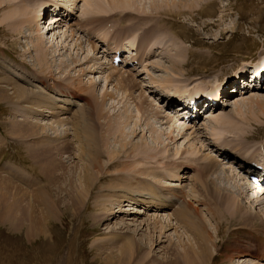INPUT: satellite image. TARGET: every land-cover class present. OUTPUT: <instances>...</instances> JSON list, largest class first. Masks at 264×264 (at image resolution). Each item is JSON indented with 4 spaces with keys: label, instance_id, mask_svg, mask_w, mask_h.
<instances>
[{
    "label": "rangeland",
    "instance_id": "rangeland-1",
    "mask_svg": "<svg viewBox=\"0 0 264 264\" xmlns=\"http://www.w3.org/2000/svg\"><path fill=\"white\" fill-rule=\"evenodd\" d=\"M108 1L101 0L99 3L100 12L95 15L102 17L103 20H98L88 17L89 14L95 16L94 11L96 10L94 8L93 11L90 5H84L83 0H77V5L71 4L73 3L71 0H0V80L6 75L9 79H13V83L25 88L27 91L41 92L50 101L45 99L43 105H49L51 108L48 109L49 112L42 109L43 115L41 116L30 114L31 117L27 118L26 115L30 116L29 114L23 116L18 113L13 105L8 104L11 100L7 102L0 100V178H6L14 185L10 187L11 190L7 199L3 198L0 192V264H147V262L162 264L161 261H165L168 257L163 250L166 249L170 241L178 246L181 251L184 250L185 244H193L191 241L193 237L186 234L183 228L171 229L165 234V238L162 240L164 242L157 247L154 246V252L157 253H153L154 256L147 257L150 249L146 246L148 231L143 227L144 223L148 219V222L151 221L150 218H154V216L165 221L173 220L175 210L171 208L167 210L168 208H166L155 212L153 208L146 209L140 203L129 205V202H127L129 199H123L120 206L122 212L105 221V216L102 215L101 207H99V202L104 200L101 196H98L101 188L92 187L89 191L83 193L81 198H77L76 185L79 181L80 171L71 168L72 166L76 167L78 162L73 158V148L68 140L71 139L73 134L71 120L78 108L70 102L74 99L69 97L68 94L70 92L78 93L77 91H71L69 87L76 90L71 84L79 82V80L82 81V87L91 86L92 88L89 95H84L87 99H90V95L93 93L94 98L96 97L99 102L102 100L104 103L102 106L106 112V117H103L100 121L99 131L103 129L100 133L103 136L106 135V124L108 125V123L114 121V118H120L121 121L128 118L129 125L123 132L126 133V136H129L128 141H131V145H128L127 150L122 149L121 154H130L132 159H137L141 163L140 168L155 170L160 174L164 173L165 179H163L161 185L177 190L180 196H184L182 202L186 198L184 201H189L193 206L198 207L201 218L204 221L208 219L205 222L212 224L209 223L207 226L211 227L210 230L213 235L216 233L217 221L211 217L206 207L199 202L201 197L197 192L200 187H198L199 180L201 181L197 169L208 163L209 160H214L219 166L222 163V167H224L222 169L226 173L223 172V175L229 181L228 185L235 191V195L231 194L228 197L225 206H229L230 202L236 199L235 201L241 202L246 210L254 214H257L259 210L264 213V205L256 210L247 202V198L256 197L255 191L260 193L263 191H258L250 185L247 177L245 179L242 176L244 174L237 175L239 173L232 165L235 159L230 160V163H226L228 161L225 160V156L222 157L218 152V147L224 142L222 138L227 137L225 142H228L231 148L236 147L235 151L238 150L237 152L243 153V151L248 150L250 154L263 158L264 152L260 148L258 149V145L261 142L264 143V89L249 92L241 99L242 104L229 101L230 106L215 112L212 118L205 119L201 117L196 124H188L176 117L163 98L168 93L178 97H186L198 87L202 88L203 91L210 90L211 93H214L226 80L225 84L227 83V86L231 87L232 81L230 79L233 76L244 74L256 67L263 68L264 0H174L175 2L172 0H155L156 2L149 5L145 3L143 5L142 1L144 0H128L133 2L134 7L138 8H134L138 11L136 12L132 7H128L131 12L135 11L134 13L144 15L145 13L143 14L142 11H145L147 12L146 15L140 16L145 17V20L148 19L147 22L152 23L150 25L156 26L155 22L159 23L160 21L159 24L166 27L160 31L157 29L159 32L150 29L149 34L144 35V37L141 33L144 31H140L141 37L146 40L139 49L135 46L132 50V53L138 54L140 64L136 66L135 70L132 69L134 66L129 68L122 65L123 68L118 67L116 71H112L108 62L110 58L108 59L104 55L106 46H104L105 44L100 37L107 33L106 35L116 38L112 40V46H128L131 45V41L134 42L135 34H131L133 32L138 33L139 29L135 28L134 22L120 19V16H118L122 13L120 10L113 13V17L106 14L105 11L108 9L106 3ZM211 3L214 6H212L214 13L206 14V16L203 15L204 13L199 14L204 6ZM52 4L55 7L69 6L67 8L72 13L74 11L75 15H73L71 21L65 23V26H57L55 29V25H52L53 30L46 35L40 33V29L43 20L45 21L54 9ZM141 5L146 10L142 9ZM47 9L50 11L44 14ZM139 9H142V11ZM130 10L128 9L126 12L129 11L130 14H133ZM170 11L173 14L175 12H181V14L174 17L170 15ZM87 19L90 20V25L87 24ZM165 19H173L174 22L183 23L185 25L184 34L175 33L170 25L166 24ZM108 22L110 26L107 24ZM205 23L208 26H205ZM85 27H89L92 34ZM178 28L177 31H181ZM128 30L131 32H128ZM120 34L125 36L117 38ZM160 34L164 36L162 37ZM51 41H53L54 47L50 46ZM91 42L96 44L97 47L94 46L93 48ZM125 55L128 54L125 53ZM42 57L46 59L45 62L41 61ZM47 63L49 67L46 65ZM102 64L105 65L102 67ZM45 66L49 69L46 70ZM41 69H45L47 74L51 72L50 75L40 73ZM110 73L113 75L112 79L108 78ZM121 73L130 80L135 79L132 86L130 85L127 90L124 88L126 91L123 90V87L121 89L118 84L117 79L122 76ZM41 76H48L50 79L41 81ZM165 79L170 80L172 83L167 84V86H165L166 84L162 85ZM3 86L9 89L14 85L0 84L1 88ZM6 91L8 93L12 92L11 90ZM198 94L203 95V92ZM58 100L68 101L62 103ZM92 102L93 111L91 114L95 116L93 112H96L97 101L92 100ZM66 109L67 112L65 113L63 110ZM237 109L241 113H237ZM19 112L24 111L20 110ZM86 113L87 111L83 110L81 116ZM143 113L145 114L143 115ZM173 115L178 123L172 120ZM214 116L218 119L227 116L229 118H227L228 132L222 133L221 138L217 132L219 127L216 121L218 119H214ZM112 118L113 120H111ZM21 120H25L26 123L23 125ZM58 120H61L62 124H58L56 122ZM207 122L208 126L205 125ZM32 125L47 127L46 134L49 138L46 139L47 142H44V139H39L35 131H32ZM259 128H261L260 131ZM37 129H35L36 132L40 130ZM131 133L133 135H130ZM248 133L254 136L253 140L242 137ZM29 135H33L32 138ZM117 135L119 138L120 134ZM50 136L53 138L52 140H50ZM54 137H58L57 140ZM239 137H241V140L249 141L246 144L247 148L248 145L250 146L248 149L241 142V144L238 142ZM110 138V149H119V140L114 136ZM233 141L240 145H235L236 143ZM43 142L47 146L56 144L55 150H52L51 153L57 155L51 154L52 164H50L48 158L49 164H47V167L42 162H38L37 158L41 159L43 155L36 153V150H39L38 145H42ZM60 144H63V146L60 147ZM133 146H142L143 148L130 153ZM69 151L70 153L66 154ZM177 152H179V155L176 157ZM53 158L59 161L55 162ZM124 159L126 158L121 157L120 162H123ZM223 160L226 162L223 163ZM172 163H181L182 166L179 167V170H175L173 168L175 165ZM230 167L237 174L230 173ZM114 172L116 170H112V173ZM165 172L170 173V175ZM213 174L211 173L208 179H215L216 174ZM26 175L31 178V182H27ZM152 178L150 176L149 179L160 186L156 182L158 180ZM109 181L104 178L101 183L106 187ZM27 185H31V189L35 188L36 193L39 192L31 195L33 191ZM118 185L119 183L114 184L115 187ZM18 186L26 189L30 194L20 193L17 189ZM45 186H47L46 189H44ZM40 190L42 191L40 192ZM2 193L6 194V191ZM102 193V195H106L104 190ZM18 199H20L19 202ZM116 199L119 201L121 198ZM114 209L117 211L120 208L115 207ZM229 209V207L223 209V217L226 216L225 211L229 213ZM137 211H141V214L136 213ZM37 218L47 220L43 225L45 234L31 236L28 227L31 219ZM97 219L105 222L94 225ZM229 220L231 219H224L222 222H228ZM141 223H143L142 226ZM136 226H138L137 231H135ZM230 233L231 230L226 227L224 234L216 239L218 246L225 245L223 239L227 238ZM237 234H239V237L235 234L230 236L232 238L238 237L244 245L246 236H249L248 229L241 228ZM131 235L133 236L132 240L144 248L139 257L134 254L124 256L120 254L123 243ZM251 235L252 238L254 237L253 240L248 241L246 244H249V248L257 245L256 254L255 252L249 253L250 255L241 253L239 255L242 256H239L233 253V255L235 254L233 258L225 259L227 251L223 249V251L221 250L222 254L214 253L213 264H238V261L241 264L245 260L249 262L250 259L251 261H253L252 259L255 260L252 257L255 255L261 259L259 264H264V232H251ZM111 236L121 238L120 242L118 241L119 244H116L117 246L103 247L100 245L103 242L106 243ZM155 238L159 237L156 235ZM230 255L232 256V254ZM142 257L145 258V262H142V260L140 262ZM242 257L244 258L242 259Z\"/></svg>",
    "mask_w": 264,
    "mask_h": 264
},
{
    "label": "bare ground",
    "instance_id": "bare-ground-1",
    "mask_svg": "<svg viewBox=\"0 0 264 264\" xmlns=\"http://www.w3.org/2000/svg\"><path fill=\"white\" fill-rule=\"evenodd\" d=\"M71 1L73 2V3L70 2L71 4L77 5V0H71ZM172 1H174V0H172ZM100 2H101V0H83V3H85L84 5H90L92 7L93 11H94V8H95V10H96V11H94L95 13L93 11H89V12H93L94 15L97 12H100V9H99V6H98ZM142 2H143V5H144V3L149 5L152 2H156V1L155 0H148V1L144 0ZM139 4H141V3H139ZM52 5H54V4H52ZM106 5H107L108 9L105 12H107L106 14L111 15L110 17H113V15H114L113 13L117 12V10H120V11H122V13H120V14L116 13V14H119L118 16H120V19H127L130 22H134L135 23L134 24L135 28L139 29L138 33H134L133 32V34H131V35L135 34L134 35L135 36L134 37V42L131 41V44H132L133 47L137 45V48H139V47H141V44H143L145 42L144 40H146V39H143L141 37V33H142V36L144 37V35L147 36L149 34L148 32H149L150 29L152 31H156L157 29L160 31L161 29H165L164 27H166L163 24H159L160 21H159V23L155 22L156 26L155 25H150L152 23L147 22L148 19L145 20L146 18L142 17V16L146 15V13H147L145 11H142V9L146 10L144 8V6L142 8V5H141L142 9H139V10L142 11L143 14L144 13L145 14L142 15V14H139V13H134L136 11V9H134L136 6L134 7V4H133L132 1H128V0H109L106 3ZM212 6H213L212 3L204 6L199 11V14L204 13L203 15L206 16V14L214 13L212 11ZM73 7H75V6H73ZM87 7H89V6H87ZM128 7H132L135 11L131 12L130 8H128ZM151 7L153 8L154 6H151ZM62 9H63V7H59V6L54 7V10H53L54 12L50 15L52 19H51V22H50L49 26L51 25V27H52V25H55V29H56L57 26L58 27L59 26H65V23L67 24V22H64L65 20H63V16L64 15L62 17L59 16V15H60V13H64V14L68 13L69 15H71V12H70L71 10L69 11V8H67V7H66L65 11H62ZM128 9L133 14H130L129 11L126 12ZM147 10H149V9H147ZM55 12H58V13L54 14ZM136 12H138V11H136ZM73 13H74V11H73ZM134 14H136L135 17H134ZM178 14L180 15L181 12H178V13L175 12L173 14V12L170 11V15L171 16L175 17ZM140 15H142V16H140ZM106 16H108V15H106ZM106 16H104V17H106ZM88 17H90V18L93 17V18H96L98 20L99 19L103 20L102 17H100V16L97 17V15L92 16V15L89 14ZM194 18L196 19L197 16L194 17ZM164 21L166 22V24L170 25V28L173 29L175 31V33H178V34H181V35L184 34L183 29H185V27H184L185 25L183 23L180 24L178 21L174 22L173 19H171V20H166L165 19ZM86 22H87V24H89L90 20L87 19ZM205 26H208V24L205 23ZM177 27H179L181 29V31H177ZM85 28H88L89 31H90V34H92L91 33L92 30L89 27H85ZM145 28H146V31H145ZM47 29H48V26H47ZM52 30H49V31H52ZM158 30L156 32H159ZM49 31L46 32L45 30L42 31L40 29V33H43V34H46V35L48 34ZM89 31H88V34H89ZM140 31H144V32L140 33ZM105 32H104V34H105ZM128 32H131V31L128 30ZM106 34L103 37H100L105 42L109 43L111 40H115L116 39V38L114 39L112 36H108ZM123 36H125V35L120 34V36H118L117 38H120V37H123ZM161 36L163 37L164 35H161ZM90 40L93 41L91 38H90ZM91 43H92V47L93 48H94V46L97 47L96 44H94L93 42H91ZM44 44H45V42H44ZM49 44H50V42H49ZM51 45H52V47H54L53 41H51L50 46ZM111 49H113V48H110V50H109L106 47L105 51H109V52H108V54L106 53L105 55H110L112 53ZM116 52H117V50L115 51V54H116ZM114 55H113V57H114ZM113 57L111 59V62L109 60H108V62L110 63V67H111L112 71H116V68H118V67H116L115 64L113 63ZM44 60H46V59L43 58L41 61L43 62ZM128 61L129 60H127V62ZM43 65H44V63H43ZM46 65L49 67L48 63ZM103 65H105V64H102L101 66L103 67ZM107 65H108V63H107ZM41 66H42V64H41ZM48 67L45 66L44 68L47 70ZM45 69H41L40 73L45 74L46 73ZM113 69H115V70H113ZM258 69L259 68L255 69V70L257 72H260L259 71L260 69L259 70ZM95 70H96V68H95ZM117 71H118V69H117ZM50 73L51 72H49V74H47V73L46 74L50 75ZM85 73H83V74H85ZM113 74L115 75V73H113ZM121 75L122 76L117 79L119 81L118 84H119V86H121V89L123 87V90L126 91L130 85L132 86L133 81H135V79L134 80H130L128 77H126V76L124 77L122 73H121ZM108 78L112 79L113 75H111V73H110ZM44 79H50V78L48 76H43V77L41 76V81H44ZM12 81H13V79H9V77L6 76V75L1 78L0 84H6L8 86H13V85L15 86V87L13 86L12 88H9V89H6L4 86L2 88L0 87L1 88L0 89V100L1 101L3 100L5 102H7V101L11 100L8 104L9 105H13V107L18 110V113H20L23 116L25 114H29V115L30 114H38V115L41 116V115H43L42 114L43 113L42 109H44L46 111H48V109L49 110L51 109L49 105L48 106L43 105V103H45V99H47L49 101V99L47 97H45L44 94H42L41 92H35L33 90L27 91L25 88H23L21 86H18L17 84L13 83ZM153 81L158 82L157 80H153ZM81 82L82 81L79 80V82H74V83L71 82L73 84L69 83L76 90L72 89L71 87H69V89L71 91H77L78 93L74 94V93L70 92V94H68L69 97H72L74 99V100H72L70 102L72 104H74L73 105L74 107L78 108V110H76V114L74 113L75 115L73 116V118L71 120L72 121L71 124L73 126V134L71 136V139L68 140V142L70 141L69 144L73 148L74 156L73 155L72 156L78 162L76 167L72 166L71 168L77 169V170L79 169L78 170V171H80L79 176L83 172L80 177L78 176L79 181H78V184L76 185L77 198H81L82 194L85 193L86 191H89L92 187H96L97 186L98 188H101V191H100L101 193L98 192V196H101V198H103L104 200H101L99 202V207H101L100 209H101V211L103 213L102 215L105 216V221L109 220L110 218H113L117 213L122 212L120 206H121V200H123V199H129V200H127V202H129V205L130 204L135 205L134 203H140L146 209L153 208L155 210V212L158 211V210L166 209V208H168L167 210H169L170 208L172 210H175V212L173 214V217H174L173 220L165 221V220H162V219H158V217L154 216V218H150L151 221L148 222L149 219L146 221L147 222V227H146V222L144 223V226H143L148 231V236H147V239H146V241H147L146 246H147V248L150 249V251H149V253H147V257H150V255L152 256L153 253L154 254L157 253V252H154V250H155L154 246L157 247L161 243H163L164 241H162V240L165 238V234L167 233V231H169L171 229L178 230L179 228H183L185 230L184 232L186 234H190L191 237H193V238L190 237L191 241L193 242V244H190V245L185 244L183 251H181L178 246L174 245L170 241V243L166 247V249L163 250L164 253L166 254V256H168V257L165 259V261H161L162 264H213L212 261H213V259L215 257V254H222L221 250L223 251V249H224V251H227V253L225 254V259H228L229 257L233 258V256L235 255V254L233 255V253H236V254L239 255L241 253L242 254H245V253L249 254V253L255 252V254H256V251H257L256 250V246L257 245L250 246V248H249V246H248L249 244L247 245L246 243H248V241L253 240V238H254V237L253 238L251 237L252 236L251 232H259V233L260 232H264V224H263V222H264V213H262L260 210L258 211L257 214L252 213L251 211L246 210L242 206L241 202L235 201L236 199L232 200L230 202L229 206H225V202L228 201V199H229L228 197L231 194L235 195V191L228 185L229 181L223 175V172H224L223 170L224 169H222V168H224V167H222V163L220 164V166H221L220 167L219 164H217L214 160H209L208 163H205V164L203 163L204 165L198 167V169H197L198 173H199V176H198V173H197V176L199 177V179H201V181L199 180V185H198V187L199 186L200 187L197 190L198 195H200V197H201L199 199L200 200L199 202H201L206 207V210L211 214V217L215 221H217V227H215L216 228V233H214V235H213V233H211V230H210L211 227L207 226V224L209 225L210 222L206 223L207 222L206 220H208V219H206L205 220L206 222H205L203 220V218H201L200 210H199L198 207L193 206V204L191 202H189V201L188 202L184 201L186 198L182 202L183 196H180L177 193V190H175L173 188H168V187H165V186L161 185L162 184L161 182L163 181V179H165V175H163L164 173L160 174V173L156 172L155 170H149L147 168H145V169L140 168L141 167L140 166L141 163L138 162L137 159H135V158L132 159L130 154H125V155L121 154L122 149L125 150L127 147H129L128 145H131V141H128L129 140L128 139L129 136H126V133L123 132V130L129 125V119L128 118H126V120H124V121H121L120 118H114V121L108 123V125L106 124V126H107L106 127L107 129L105 130L106 131V135L103 136L100 133V131L103 130V129H101L99 131L98 127H99V125H101L100 121L102 120L103 117H106V114H105L106 112L104 111V107L102 106V104H104V103L102 102V100L100 101L101 102L100 103L96 99V97L94 98L93 97V95H94L93 93H91L90 99L89 98L87 99V97H85L84 95H86V96L89 95V93L92 90V88H91V86L90 87H86V86L82 87L81 86ZM162 83H163L162 85L166 84L165 86H167V84H170L172 82H170V80L168 81V80L165 79V81L163 80ZM198 88L195 89L198 92L194 91L193 94L191 95L194 98L202 96V95H200L198 93L199 92H203V89L202 88L198 89ZM6 90H8V91L11 90L12 92L8 93ZM64 90H65V88H64ZM213 91H214V89H213ZM258 91H262V90H258ZM166 93H167V91H166ZM218 94H219V90H217L215 93H212V94H209V95H212L213 97H217L218 98ZM245 94H247V93H244L242 96H244ZM238 95L239 94H237V97H235L233 99L234 103H237V104L241 103L242 102L241 99L244 98V97L238 98ZM107 96H108V94H107ZM83 98L84 99L86 98V100H84ZM42 100H44V102H42ZM59 100H61V99H59ZM59 100H58V102H62V103L65 102V101H68V100H64V101H59ZM92 100H96L97 101V103H96V106H97L96 112L95 111L93 112V113H95V116H92V114H91V112L93 111L92 110L93 109ZM227 102H229V100L225 101V103H227ZM18 104H20V105H18ZM20 110H22L24 112H19ZM55 110H57V109H55ZM83 110L87 111V113L85 115L81 116V113H82ZM63 111L66 113L67 109L63 110ZM145 113H143V115ZM148 113H150V112H148ZM237 113H241V111H239V109H237ZM49 114H53V113H49ZM58 114H60V113H58ZM214 114L215 113L212 112L209 115L210 118H212V116ZM26 116H27V118L31 117V115L30 116L26 115ZM59 116H57V117H59ZM27 118H25V119H27ZM174 118H176V117L174 116L172 118V120L177 122V119H174ZM227 118H228V116L226 118H224V117H219V119L216 118V117L214 118V119H218L216 121L217 125L219 127V129H217V132H218V135L220 136V138L222 137L221 136L222 133L224 134L225 132H228V130H227ZM207 119H209V118H207ZM111 120H113V118ZM230 120H231V118H230ZM230 120H229V122H230ZM21 121H23V120H21ZM56 122L58 124H62L61 120H58ZM25 123H26V121L24 120L22 122V124L24 125ZM22 124H21V126H22ZM207 124H208V122L205 125L208 126ZM35 125H37V124H35ZM179 125H181V124H179ZM41 126L42 125H39V126H33L32 125L31 128L33 129L32 131H35V133L39 136L40 140L44 139V142H47L46 139H49V138L47 137L46 131L48 129H47L46 126L45 127H41ZM215 126H216V124H215ZM36 127L39 128L43 133L39 132L40 130L36 132V130H35V129H37ZM260 129L261 128H259V131H260ZM262 130H263V128H262ZM26 131H28V130H26ZM30 131H31V129H30ZM214 131H216V130H214ZM131 132L133 133L134 131H131ZM118 133L120 134L119 138H118V135H117ZM132 133L130 135H133ZM248 134L243 135L242 137L244 139H247V140H253L254 136L250 135V134L248 135ZM31 136H33V135H31ZM112 136H114V138L119 140V142H120V148L119 149H114V150L110 149V147H111V141H110L111 138L110 137H112ZM54 138H55V140H57L58 137H54ZM52 139L53 138L50 136V140H52ZM237 140H239L238 142L239 143L241 142L242 145L245 146V148H247L246 144H248L249 141L246 142L243 139L241 140V137H239ZM44 142H43L42 145H44ZM115 142H116V140H115ZM234 143H236V142H234ZM238 144L236 143L235 145L239 146L240 144L239 145ZM42 145H38L37 148L39 150H36V153H41L43 155V158H41V159L37 158V159H38V162H42L43 165H46L45 167H47V164H49V160L47 161L48 158L50 159V164H52V158L50 157L51 154L54 155V156L57 155L56 153H51L52 150H55L56 144L52 145V146H49V145L48 146L47 145L42 146ZM61 145L63 146V144H60L59 146L61 147ZM221 145H222V143H221ZM225 145L228 146L226 148L230 147L228 142L225 143ZM42 147H44V148H42ZM222 147L224 148L225 146H222ZM249 147L250 146L248 145V148ZM131 148H132V152H130V153H133L135 151H139L143 147L142 146L141 147L140 146H138V147L137 146H133ZM229 149H231L233 151L234 149H236V147L235 148L234 147L233 148L230 147ZM227 151H229V150L224 149V151H223V153L221 155H223L224 153H227ZM247 151H243V153L246 152L244 154L246 156L242 155L243 154L242 153L240 155V159L242 161H244V160H247V161L254 160V159L249 158L250 156H254V155L252 153L250 154L249 153L250 151H248V152ZM69 153H70V151L66 152V154H69ZM235 153H237V152H235ZM106 154H107V156H106ZM178 155H179V152H177L175 156L177 157ZM46 156H47V158H46ZM134 156L136 157V155H134ZM134 156H132V157H134ZM233 156H231V158L236 160V158L233 157ZM121 157L122 158H126L128 160L125 161L126 159H124L125 162L124 161L120 162L121 161ZM53 159H55V158H53ZM45 161H47V162H45ZM54 161L57 162L59 160L55 159ZM172 164L175 165L173 167L175 170H179V167L182 166V165H180L181 163L180 164L172 163ZM229 169H231L229 171L230 173H236L237 174V172H238L239 174H237V175H240V176H241V174H243L241 172V170H239V169L237 170V172L233 171L231 167ZM112 170H116V172L112 173ZM164 170H165V168H164ZM211 173L216 174V178L215 179H208V176L211 175ZM166 174L170 175V173H166ZM224 174H226V173L224 172ZM244 175H245V173H244ZM244 175H242L244 178L247 177L246 175L245 176ZM150 176H152L154 179H157L158 181H156V182L160 186H158V185H156V183L152 182L151 179H149ZM198 177H197V179H198ZM104 178L106 180H110L106 187H104V185L101 183V182L104 181ZM26 179H27V182H31V178L28 177L27 175H26ZM248 181H249V179H248ZM116 183H119V185L117 187L114 186V184H116ZM249 183L256 190L263 191L262 193L255 191L256 194H257L256 197L250 198V199L247 198V200H248L247 202H249L250 205L255 207V209L257 210L258 208H260V206L264 205V187L263 186H255L251 181H249ZM12 185H13V183L10 180H8L6 178L3 179V177L0 178V192L3 195V198L7 199V197L9 196L8 193H10V190H11L10 187L14 186V185L13 186ZM85 186H86V188L84 189ZM27 187L29 189H31V185H29V186L27 185ZM46 188H47V186H45L44 189H46ZM17 189L22 194H25V195H29L30 194L29 191H27L26 189H24V188H22L20 186H18ZM44 189H42V190H44ZM31 190L33 191V193L31 192V195L34 194V193L37 194L39 192V191H37V193H36L35 192V188H33ZM42 190H40V192ZM103 190L105 191L106 195H102L103 194L102 193ZM4 191H6V194L2 193ZM163 191H164V193H163ZM19 197H20V195L18 196V198ZM116 198H121V199L118 201ZM19 201H20V199H18V202ZM109 206H111V207H109ZM113 206H114V208L117 207V208H120V209L116 211L114 208H112ZM225 207H229L230 209H229V213H227V211H225L226 216L223 217L222 216L224 214L223 213V209ZM262 211H263V208H262ZM136 213H140L141 214V211H139V212L137 211ZM224 219H231V220H229L228 222H222ZM46 221H47L46 219H39V218L34 219V220L31 219V222H30L29 227H28L29 234H30V232H31V236H40V235L45 234V230H44V226L43 225H44V223H46ZM105 221H103L101 219H97V220H95V222H94L95 224L94 225H97V224L99 225V223H102V222H105ZM142 224L143 223H141L140 225L142 226ZM210 225H212V224L210 223ZM226 227L231 230V233L229 234V236H227V238L225 237L223 239L224 240V244L226 246L222 245L220 247L216 243V239L224 234V229ZM241 228H244V229L247 228L248 232H249V234H248L249 236H246V238L244 240V245L241 242V239H238L239 234H237ZM137 230H138V226L135 227V231H137ZM225 234H227V233H225ZM234 234L236 236H238V237H233L232 238L230 236V235H234ZM156 235L159 238L156 239L155 238ZM132 237L133 236L131 235L128 238H126V240L123 239V240H125V242L122 245L123 247L121 246L122 247V250H121V253H120L121 256L129 255V254L133 255L134 254L137 257H139L140 253H142L144 248L139 243H137L136 241H133ZM120 239L121 238L118 237V236H111L108 239V241H106V243L103 242L100 245H102L103 247H106V246H109V247L110 246L111 247L112 246H117L116 244H119L118 241ZM103 241H105V240H103ZM228 242L230 243L229 245H228ZM125 243H126V245H125ZM249 243H251V242H249ZM250 245H252V244H250ZM230 254H232V256ZM238 255H237V257H238ZM239 256H242V255H239ZM252 257L255 258V260L252 259L253 261H251V259H250V262L246 261V260L241 262V260L244 257H242V259L240 258L241 259L240 260L241 264L242 263H244V264H259L260 263L259 261H261V259L257 258L256 255L252 256ZM141 260H142V262L146 261L145 258H143V257H142V259H140V262H141ZM147 264H151V263L147 262ZM238 264H239V261H238Z\"/></svg>",
    "mask_w": 264,
    "mask_h": 264
}]
</instances>
